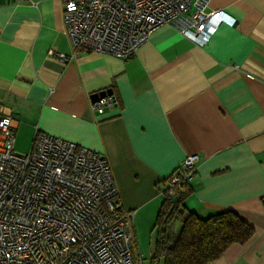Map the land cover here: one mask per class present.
<instances>
[{
    "label": "crops",
    "instance_id": "1",
    "mask_svg": "<svg viewBox=\"0 0 264 264\" xmlns=\"http://www.w3.org/2000/svg\"><path fill=\"white\" fill-rule=\"evenodd\" d=\"M208 6L235 21L204 44L163 24L127 58L70 57L60 0H0V102L14 144L31 147L40 130L104 154L148 264L166 180L193 153L184 206L200 218L232 210L254 229L208 264H264V0ZM108 88L117 103L99 113L92 95Z\"/></svg>",
    "mask_w": 264,
    "mask_h": 264
},
{
    "label": "built area",
    "instance_id": "2",
    "mask_svg": "<svg viewBox=\"0 0 264 264\" xmlns=\"http://www.w3.org/2000/svg\"><path fill=\"white\" fill-rule=\"evenodd\" d=\"M60 1L70 57L97 51L127 58L163 24L204 44L221 23L235 21L208 0ZM116 103L111 92L91 107L102 113ZM14 141L13 117L0 102V264H141L133 212L123 210L104 154L40 130L26 153L16 152ZM198 160L196 153L182 159L165 197L176 195Z\"/></svg>",
    "mask_w": 264,
    "mask_h": 264
},
{
    "label": "trees",
    "instance_id": "3",
    "mask_svg": "<svg viewBox=\"0 0 264 264\" xmlns=\"http://www.w3.org/2000/svg\"><path fill=\"white\" fill-rule=\"evenodd\" d=\"M188 193L187 182H183L173 198L162 200L153 225L150 264H208L230 244L245 243L252 237L253 227L232 210L206 218L189 211L183 203Z\"/></svg>",
    "mask_w": 264,
    "mask_h": 264
},
{
    "label": "rangeland",
    "instance_id": "4",
    "mask_svg": "<svg viewBox=\"0 0 264 264\" xmlns=\"http://www.w3.org/2000/svg\"><path fill=\"white\" fill-rule=\"evenodd\" d=\"M30 143L28 141H25L24 139L18 140L15 142L14 144V150L18 153H26L29 149H30ZM176 227V226H175ZM147 248V245H146ZM147 250H149L148 248L144 251L147 253ZM142 258V264H148L147 259H145L144 256L141 255Z\"/></svg>",
    "mask_w": 264,
    "mask_h": 264
},
{
    "label": "water",
    "instance_id": "5",
    "mask_svg": "<svg viewBox=\"0 0 264 264\" xmlns=\"http://www.w3.org/2000/svg\"><path fill=\"white\" fill-rule=\"evenodd\" d=\"M111 92H112V89L110 88L98 91L92 95V100L97 99L99 96L104 95L105 93H111ZM263 204H264V198H263Z\"/></svg>",
    "mask_w": 264,
    "mask_h": 264
}]
</instances>
